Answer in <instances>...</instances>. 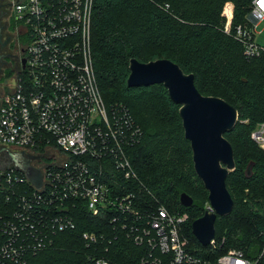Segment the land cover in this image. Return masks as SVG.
<instances>
[{
  "label": "built area",
  "instance_id": "built-area-1",
  "mask_svg": "<svg viewBox=\"0 0 264 264\" xmlns=\"http://www.w3.org/2000/svg\"><path fill=\"white\" fill-rule=\"evenodd\" d=\"M93 3L14 0L28 45L24 67L0 94V264H25L50 247L58 232L76 227V209L111 225L81 233L85 245L94 246L93 264H118L102 245L121 233L144 247L139 264H257L264 257V242L256 259L236 247L214 261L193 253L183 232L187 214L170 212L141 182L131 160L139 128L121 104L108 107L97 83ZM222 15L224 31L232 33L246 58L264 53L256 32L264 22V0H252L246 21L232 29L230 2ZM251 138L264 150V122ZM19 152L39 169L40 186L8 161V154ZM224 242V236L215 237L205 246L206 254Z\"/></svg>",
  "mask_w": 264,
  "mask_h": 264
},
{
  "label": "trees",
  "instance_id": "trees-1",
  "mask_svg": "<svg viewBox=\"0 0 264 264\" xmlns=\"http://www.w3.org/2000/svg\"><path fill=\"white\" fill-rule=\"evenodd\" d=\"M251 1L94 0L93 3L91 49L97 83L108 107L121 104L130 121L139 128V143L131 150L135 170L144 186L170 212L187 214L183 232L193 253L213 261L229 247L241 249L247 258L256 259L264 242V150L251 138L253 129L264 122V53L246 58L232 33L224 31L222 15L224 4L230 2L231 29L243 24ZM131 58L141 62L170 59L185 73L194 75L201 94L220 97L237 110L236 125L224 133L235 160L226 186L229 177L236 176L241 184L238 192L247 207L239 213L232 208L230 214L217 216L215 237H225L220 250L207 255V247L191 232V222L204 213V199L190 193H196L194 185L199 178L192 168V152L184 138L179 105L170 100L162 84L127 86ZM249 162L253 165L251 175L247 176L244 170ZM181 192L192 197L190 206L179 202ZM74 219V229L58 232L54 246L30 256L25 264H93L90 256L94 246H86L81 233L99 232L111 225L84 209H76ZM105 245L108 246L105 255L118 264H139L144 254V247L135 245L123 233L102 246ZM257 264H264V257Z\"/></svg>",
  "mask_w": 264,
  "mask_h": 264
},
{
  "label": "water",
  "instance_id": "water-1",
  "mask_svg": "<svg viewBox=\"0 0 264 264\" xmlns=\"http://www.w3.org/2000/svg\"><path fill=\"white\" fill-rule=\"evenodd\" d=\"M128 67L127 86L162 84L170 100L179 105L178 114L184 138L190 143L194 171L208 191L209 208L191 222L193 236L205 247L215 238L217 216H226L233 208L226 178L235 169V160L232 145L224 133L236 125L237 110L220 97L201 94L195 86L194 75L185 73L170 59L141 62L131 58ZM8 157L9 162L23 169L29 179L40 186L41 173L29 164V157H24L22 152L10 153ZM252 165L247 164L245 175H251ZM179 202L188 207L193 199L181 192Z\"/></svg>",
  "mask_w": 264,
  "mask_h": 264
},
{
  "label": "flooded vegetation",
  "instance_id": "flooded-vegetation-1",
  "mask_svg": "<svg viewBox=\"0 0 264 264\" xmlns=\"http://www.w3.org/2000/svg\"><path fill=\"white\" fill-rule=\"evenodd\" d=\"M14 0H0V80L14 77L24 67L28 39L13 11ZM6 80V81H8ZM4 83V86L8 83ZM4 86L0 84V94Z\"/></svg>",
  "mask_w": 264,
  "mask_h": 264
},
{
  "label": "rangeland",
  "instance_id": "rangeland-1",
  "mask_svg": "<svg viewBox=\"0 0 264 264\" xmlns=\"http://www.w3.org/2000/svg\"><path fill=\"white\" fill-rule=\"evenodd\" d=\"M224 7V6H223ZM256 32L258 33V40L263 43L264 42V22H261L257 25L256 27ZM9 78H7L6 80H8ZM5 78H2L0 80V84H2V87L4 86V83H5ZM10 80V79H9ZM6 81V83L10 82V81ZM5 87V86H4ZM185 164V163H184ZM185 167L188 169V167L185 165ZM193 168V167H192ZM246 169V168H245ZM245 172V170H244ZM198 179L197 182H195V188H196V193L194 192H190L192 196H196L198 197L199 199H204V202H203V211L206 210L207 208V205L209 204L208 203V192L206 189H204L203 187V184L202 182ZM240 182L238 180V178L234 175H231L228 179V183H227V189L229 190L231 196H232V199H233V208L235 210V212L239 213L240 211H244L247 207V204L245 202V199L241 197V195L239 194V189H240ZM247 191V189H246ZM254 208H258L257 205H253ZM259 210L262 211V208L260 209L259 207ZM56 244V238L55 240L53 241L52 246H54Z\"/></svg>",
  "mask_w": 264,
  "mask_h": 264
}]
</instances>
